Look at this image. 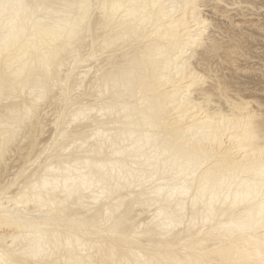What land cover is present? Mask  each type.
Here are the masks:
<instances>
[{
	"label": "snow or ice",
	"instance_id": "obj_1",
	"mask_svg": "<svg viewBox=\"0 0 264 264\" xmlns=\"http://www.w3.org/2000/svg\"><path fill=\"white\" fill-rule=\"evenodd\" d=\"M0 264H264V0H0Z\"/></svg>",
	"mask_w": 264,
	"mask_h": 264
}]
</instances>
